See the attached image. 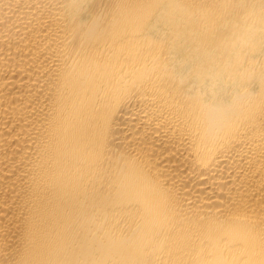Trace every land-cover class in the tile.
<instances>
[{
  "label": "bare ground",
  "instance_id": "bare-ground-1",
  "mask_svg": "<svg viewBox=\"0 0 264 264\" xmlns=\"http://www.w3.org/2000/svg\"><path fill=\"white\" fill-rule=\"evenodd\" d=\"M0 264H264V0H0Z\"/></svg>",
  "mask_w": 264,
  "mask_h": 264
}]
</instances>
